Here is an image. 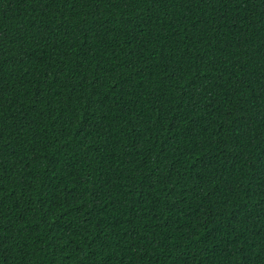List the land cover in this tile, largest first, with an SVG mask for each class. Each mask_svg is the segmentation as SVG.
Instances as JSON below:
<instances>
[{"label":"trees","instance_id":"1","mask_svg":"<svg viewBox=\"0 0 264 264\" xmlns=\"http://www.w3.org/2000/svg\"><path fill=\"white\" fill-rule=\"evenodd\" d=\"M0 264H264V0H0Z\"/></svg>","mask_w":264,"mask_h":264}]
</instances>
